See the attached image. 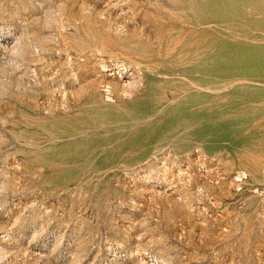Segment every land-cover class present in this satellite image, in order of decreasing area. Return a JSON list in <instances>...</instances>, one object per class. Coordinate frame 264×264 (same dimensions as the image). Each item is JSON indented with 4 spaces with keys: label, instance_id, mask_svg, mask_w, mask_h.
Listing matches in <instances>:
<instances>
[{
    "label": "rangeland",
    "instance_id": "1",
    "mask_svg": "<svg viewBox=\"0 0 264 264\" xmlns=\"http://www.w3.org/2000/svg\"><path fill=\"white\" fill-rule=\"evenodd\" d=\"M0 264H264V0H0Z\"/></svg>",
    "mask_w": 264,
    "mask_h": 264
},
{
    "label": "bare ground",
    "instance_id": "2",
    "mask_svg": "<svg viewBox=\"0 0 264 264\" xmlns=\"http://www.w3.org/2000/svg\"><path fill=\"white\" fill-rule=\"evenodd\" d=\"M111 69H113V67H110V66H106V65H103L102 66V71H107V72H109ZM119 72H116V74L117 75H120L121 74V70H119V68L117 69ZM96 85V84H95ZM104 87L103 88H105V92L107 91L109 94H117V93H121V92H118L119 90H121L122 91V94L125 96V94L127 93L126 91H128L127 89H125V88H121V86H119V85H117V84H114L113 83V85H110L109 83H104ZM94 87V86H93ZM121 88V89H120ZM90 89V88H89ZM127 95V94H126ZM106 102H108V100L106 101ZM244 178V177H243ZM237 181V180H236ZM239 181V180H238Z\"/></svg>",
    "mask_w": 264,
    "mask_h": 264
}]
</instances>
